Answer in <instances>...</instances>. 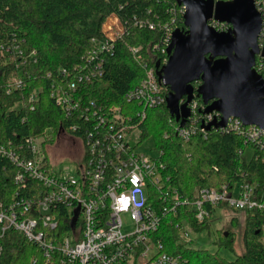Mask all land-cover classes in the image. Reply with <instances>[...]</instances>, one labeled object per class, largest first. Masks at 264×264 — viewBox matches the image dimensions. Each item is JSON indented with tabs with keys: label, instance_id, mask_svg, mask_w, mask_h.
<instances>
[{
	"label": "built area",
	"instance_id": "built-area-1",
	"mask_svg": "<svg viewBox=\"0 0 264 264\" xmlns=\"http://www.w3.org/2000/svg\"><path fill=\"white\" fill-rule=\"evenodd\" d=\"M254 3L263 21L259 36L261 52L255 65L259 72L264 71V0ZM186 10L187 4L181 8L183 14ZM208 23L218 31L231 26L214 18ZM134 25L157 28L149 19L135 21ZM163 28L162 42L153 45V49L161 52V57L152 54L157 65L142 59L140 45H128L144 71L138 83L125 93L126 101L136 103V109L101 103L89 90L95 80L103 77L106 56L114 53L115 43L127 33L126 23L117 14L105 19L100 37L91 38L83 62L59 70L63 82L52 83L49 89L69 122L68 128L60 127L58 137L72 135L70 140L78 152L73 158L74 170H56L51 166L45 149L51 144L52 129L40 136L20 141L9 137L0 143V155L16 168L12 195L0 198V259L2 240L12 229L39 247L46 264H189L182 253L169 252L158 237L163 221L177 218L179 208L190 205L198 222L210 221L218 208L264 215V181L241 178L219 186H199L193 199L184 198L163 173L166 167L161 159L163 151L151 156L130 143L128 136L140 130L147 109L166 103L167 85L159 73L168 61L173 32L179 27L164 23ZM1 48V53L9 52L11 59L14 54H22L26 62L37 60L35 50L25 56L18 44L8 43ZM22 83L17 76L12 77L8 93ZM37 98L38 93L32 92L31 109ZM189 106L188 121L175 127L176 134L184 140L199 131L205 133L210 122L221 119L217 110L205 113L206 104H199L195 97ZM197 110L202 111L199 120L195 118ZM219 129L236 132L243 138L241 157L248 147L252 149L249 159L256 149L264 151V127L260 125H246L231 116ZM123 215L131 219L129 228ZM192 225L186 216L176 221L187 242L190 235L187 227ZM262 228L264 232V222ZM37 259L33 258V262Z\"/></svg>",
	"mask_w": 264,
	"mask_h": 264
},
{
	"label": "trees",
	"instance_id": "trees-1",
	"mask_svg": "<svg viewBox=\"0 0 264 264\" xmlns=\"http://www.w3.org/2000/svg\"><path fill=\"white\" fill-rule=\"evenodd\" d=\"M185 4L186 0H0V143L9 137L20 141L28 136H40L47 129H52V143L60 127L68 128L69 122L51 97L49 88L52 83L63 82V76L59 74L62 67L71 69L84 61L91 38L100 37L102 24L111 14H117L128 30L124 39L115 43L114 53L106 56L103 77L95 80L89 90L101 103L136 109V103L126 101L125 93L138 83L144 71L128 45H140L142 59L157 65L152 54L161 57V52L158 48L153 49V45L162 42L164 23L186 28L181 11ZM147 19L154 21L157 28L134 25L135 21ZM8 43L18 44L25 56L35 50L37 60L26 62L22 54H14L12 59L7 55L9 52L2 54L1 47ZM256 61L259 62V57ZM49 73L52 75H47ZM259 73L264 76V71ZM14 76L23 83L8 93ZM200 83L194 81L193 85L197 87ZM166 88L168 94L169 87ZM35 91L38 98L31 109L30 96ZM195 99L203 104L199 96L195 95ZM201 113L197 110L195 118L199 120ZM178 125L179 121L165 103L147 109L140 124V136L141 140L152 139L155 148L163 151L161 159L166 165L163 173L169 176L171 184L184 198L193 199L199 186H219L241 178L264 181V151L256 149L251 159L243 160L240 155V149L244 148L243 138L238 133L212 126L205 133L199 131L184 140L176 134ZM15 170V165L0 155L2 199H8L14 191ZM178 211L179 216L166 218L158 232L169 252L182 253L189 264H264V215L257 211L245 213L244 251L229 260L219 251L186 246L180 228L176 226L177 219L188 217L197 231L208 228L210 222L196 221L190 205ZM238 224V217L232 216L230 226L218 237L220 245L234 250L236 232L233 227ZM2 243L0 264H46L39 247L18 231L11 229ZM33 258H38L36 263Z\"/></svg>",
	"mask_w": 264,
	"mask_h": 264
},
{
	"label": "water",
	"instance_id": "water-1",
	"mask_svg": "<svg viewBox=\"0 0 264 264\" xmlns=\"http://www.w3.org/2000/svg\"><path fill=\"white\" fill-rule=\"evenodd\" d=\"M186 3L187 29L174 30L168 61L159 73L169 87L166 105L171 115L183 126L197 95L206 104L205 113H221L208 129L225 126L231 116L264 127V76L255 68L263 21L254 0ZM212 18L231 26L218 31L208 23ZM194 81L201 83L195 87Z\"/></svg>",
	"mask_w": 264,
	"mask_h": 264
},
{
	"label": "rangeland",
	"instance_id": "rangeland-1",
	"mask_svg": "<svg viewBox=\"0 0 264 264\" xmlns=\"http://www.w3.org/2000/svg\"><path fill=\"white\" fill-rule=\"evenodd\" d=\"M8 94V93H7ZM140 130H134L131 135L128 136L132 145L136 146V150H141L147 155L157 156L159 154L158 149L155 148L152 139L141 140ZM70 137L71 134L64 135L62 137L55 136L54 141L46 147L45 151L50 159L51 166L56 170H74L75 161L70 155ZM252 155V149L247 148L242 155L244 160H248ZM237 216L239 224L233 229L236 232L234 250L229 247L220 245L218 237L221 232L230 226V219L232 216ZM123 220L126 228L131 225V219L128 215H123ZM245 214L242 211H236L233 209L218 208L214 211L210 225L208 228H203L200 231L193 229V227H187L190 232L188 242L185 241V245L194 247L196 249H207L210 252H217L223 257L232 260L238 254L244 251V244L242 241V231L244 227Z\"/></svg>",
	"mask_w": 264,
	"mask_h": 264
},
{
	"label": "flooded vegetation",
	"instance_id": "flooded-vegetation-1",
	"mask_svg": "<svg viewBox=\"0 0 264 264\" xmlns=\"http://www.w3.org/2000/svg\"><path fill=\"white\" fill-rule=\"evenodd\" d=\"M74 142L72 140H70V155L72 158H76L78 152H77V149L76 147L74 146Z\"/></svg>",
	"mask_w": 264,
	"mask_h": 264
}]
</instances>
